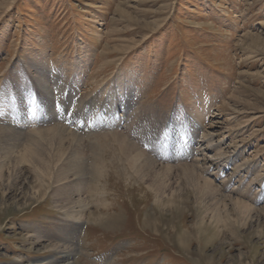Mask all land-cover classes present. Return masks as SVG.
Wrapping results in <instances>:
<instances>
[{"label":"rangeland","instance_id":"obj_1","mask_svg":"<svg viewBox=\"0 0 264 264\" xmlns=\"http://www.w3.org/2000/svg\"><path fill=\"white\" fill-rule=\"evenodd\" d=\"M41 70L68 111L0 135V264H264V0H0V126L43 119ZM56 122L75 140L39 134ZM205 132L238 153L164 162Z\"/></svg>","mask_w":264,"mask_h":264},{"label":"bare ground","instance_id":"obj_2","mask_svg":"<svg viewBox=\"0 0 264 264\" xmlns=\"http://www.w3.org/2000/svg\"><path fill=\"white\" fill-rule=\"evenodd\" d=\"M36 75H37V78L33 79L32 81L37 86L39 92L42 94L43 99H44V104L42 105L43 108L41 110V116L43 117V119H41L39 121V123H36V122H32V123H28L27 122V123H25V122L22 121L23 118H21L20 124L7 123L5 125L0 126V130H1V134L0 135H2L3 137L7 138L10 141H13V145H14L15 148H17L19 146L20 139H22V137H25L24 136V133L27 130L28 125H31V124H34V125L42 124L44 126V124L47 125V124H49L51 122H55L58 119V117H60V119H61L64 116V119L61 120V122H62V121L65 120L66 113L68 111V110H65V111H63V114H62L61 111H57L54 108V106L52 105V96H51L52 95L51 94L52 92H51V88H50L51 87L50 86L51 85V79L49 78L50 75L48 76L47 71L41 70L40 71V74L38 75L37 72H36ZM112 93H114V89L113 88L111 90V93L108 94L107 98L106 99L104 98L105 99V101L103 103L104 110L102 109L101 110V113L104 114L106 112L107 115H109L108 112L118 113L117 114V117H119L118 121L116 122V120H114L112 123H113V125H119L120 118H123V115L126 116V114L128 113V111H130L131 106H130L129 100L127 101L126 99H123L122 98L121 100L116 101L115 96L112 95ZM65 104H66V101L61 102V105L64 108H65ZM126 105H127V107H126ZM133 112H134V109H133ZM100 116H102V115L100 114ZM226 120H227V118L224 119V121H226ZM112 123L111 122H108V121L106 122V121H103L102 120L97 125V128L99 130H102L103 131L104 129L109 128L112 125ZM201 128H203V126H201ZM67 129L68 128L65 127L64 125L63 126H60L57 123L53 128H49V129L44 130V131H40L39 130L38 132H39V134H42V135L43 134H47V133H51V132H55V133H58V134H54L56 136V138H58V139L75 140L73 138H74V136L76 138V135L74 133H71ZM193 129H194V126L191 127L190 132ZM93 131H96V130H93ZM192 133H193V131H192ZM5 134H7V135H5ZM191 135L189 136L190 137L189 138V141L192 139V136ZM216 136H217V134L214 133V132H212V133L211 132H208V133L205 132V133L202 134V140L201 141H198V143H196L197 146H196L195 149H193V151L192 150L191 151L190 150L188 151V149H189L188 146L189 145L186 144L185 148H186L187 151L186 150H183V152H182L181 155H179V154H173V152L172 153L170 152V155L164 160V162L170 163V162L179 161L181 159H183V160L189 159V161H191L190 164H192L191 166L193 167V169H195V170H202V172H203V170H207V169L211 168V166H213V164H214L213 162H216L217 163V162H220L221 161V162H224V164L230 162V160L232 158H234V156L238 153V151L233 150V151L229 152V151H227L226 148H224V147L222 148L223 141H220V140H217L216 141V139H215ZM173 141L174 140H171V141L167 142L169 144L168 147H169L170 151H172L173 148H174L173 147V144L175 142H173ZM204 142H206L207 145L204 146L203 145ZM151 143H152V141H151ZM246 144H247V142H246ZM217 150L219 151V153H218V155H216V157L212 158L211 156H208L207 155L209 152L217 151ZM153 151H155L156 156H157L156 150H153ZM155 153H154V155H155ZM161 159L162 158L159 157V160L158 161H162ZM217 160H219V161H217ZM132 161H133L132 162V168L135 170V172H137L138 174L139 173H142V174H140V176L137 174L139 176L138 177V180L140 181V184H142L141 183L142 182V179L144 180L149 175V173L153 172L157 168H160L159 167L160 164L157 163V161L154 158V156L152 157L150 155V152H147V151H145V152L144 151H139L138 153L134 154V157L132 158ZM161 163H163V162H161ZM245 163L246 162H242L241 164H244L245 165ZM165 164H167V163H165ZM241 164H240V166H241ZM166 166L164 168H166ZM221 168H222V166H221ZM235 169H236V167H235ZM61 176H63V175L61 174ZM140 188H142V187H138V190H140ZM145 199H148V196H145ZM227 200H228V203L230 205L242 206V207H246L247 209L250 208V206L244 204L241 201L233 200L232 198H228ZM155 203H156V201H155ZM251 210H252V208H250V211ZM75 223H79V221L76 220ZM72 224H70V225H72ZM72 232L74 233L75 230H72ZM59 252H60L59 254L61 255L60 258L61 259H64V260H68L72 255H74L76 253H80L79 250L77 249V246L76 245L74 247L72 245L71 247L65 248V249H63V250H61Z\"/></svg>","mask_w":264,"mask_h":264}]
</instances>
